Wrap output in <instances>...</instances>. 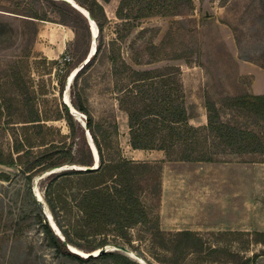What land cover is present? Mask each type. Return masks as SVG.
I'll return each mask as SVG.
<instances>
[{
  "label": "rangeland",
  "instance_id": "obj_1",
  "mask_svg": "<svg viewBox=\"0 0 264 264\" xmlns=\"http://www.w3.org/2000/svg\"><path fill=\"white\" fill-rule=\"evenodd\" d=\"M118 2L119 0H109L103 3L109 19L105 28L104 47L92 65L78 77L77 87L73 80L67 87L69 73L83 63L92 44L89 24L88 32L84 28L75 30L74 26L63 25L71 34L63 54L69 55L70 61L60 64L58 59L49 60L43 56L41 47L47 37L38 35L40 24L52 29L60 24L54 22L58 16L52 4L48 0H0V103L13 93L10 91L16 86L12 84V73L18 74L16 77L22 90V109H17L13 104L10 108L12 118L4 112L0 115V150L10 152L15 137L23 142L25 149H30L24 159L34 161L46 149L53 152V145H61L66 141V144L72 146V157L66 163L37 175L29 174L19 163L10 167L0 165V173L7 175L0 179V264H77L57 257L53 248L46 245L41 225L36 221V213L40 210L48 221V212L54 221L45 196L52 174L50 172L81 169L82 165L71 161L84 158L87 153L85 145L93 142L92 138H87L82 122L75 118L76 125L73 129L64 118L46 121L42 124L43 127L29 126L23 129L21 125L24 123L18 122L24 117L20 110L26 114L29 112L28 106L35 100L39 111H50L52 115L56 104L63 103L66 92L72 106L75 93L81 94L98 123L97 135L104 149L105 143L107 144L105 150L115 156L113 158L122 155L136 162H144L145 173L151 174L148 189L143 196L150 211L151 222L131 230L133 243L139 245L143 254L140 255L138 249L134 250L123 244L138 254L143 259V264H170L161 262L148 250L149 227L154 223L165 233L183 229L197 231L207 244L217 249L225 248L240 259L256 252L260 255L254 264H264V246L255 242L252 235L255 231L264 232V164L251 161V158L260 159V156L248 153L249 141L241 139V142L236 140L230 144L221 143L218 131L214 129L216 124L224 123L235 127L237 131L256 133L260 130V121L254 114L231 106L230 101L232 97L242 94L264 95V0H192V5L181 9L178 14L151 16L140 20L120 43L118 50L121 56L135 68L161 67L159 73L174 77L172 99L185 109L187 124L203 126L208 124L209 115H215L209 128L198 130V138L201 137L202 140L200 148L204 147L206 150L208 147V154L223 160L215 163L227 164L230 168L226 172L220 169L216 175L218 180L214 184L218 190H211L204 185L199 194L189 189H183L180 193L178 188L166 192L167 201L173 204L172 213H168L167 206H163V174L166 161L183 160H177L175 155L169 156L159 149L144 152L145 154L132 150L127 114L119 106V93L109 73L108 42L115 36L116 30L121 34L127 33L115 16ZM16 8L22 12L30 8L40 15L44 13L46 20L30 19L28 16L6 11ZM97 42L98 37L96 45ZM157 87H165L166 92L169 91L165 84ZM151 90L155 92V88ZM163 95L165 101H168L164 93ZM78 113L85 121L86 115L80 111ZM112 121L116 122L118 128V146L117 143L112 144L114 139L109 133V122ZM224 131L225 129L221 133ZM41 143L47 144L40 145ZM28 144L35 145L27 147ZM57 156L55 151L51 159ZM225 178L227 181L222 183ZM205 179L208 178L204 177L199 182L204 184ZM155 181L158 185L152 187ZM75 191H69V196ZM36 195L41 197L46 213L41 209ZM196 202L207 206L209 210L197 212ZM59 216H63L61 220L67 228L70 224L74 225L71 212L60 211ZM229 231L235 234L223 235ZM141 233L146 240H139ZM95 243L99 241L96 240ZM113 243L109 240L107 245ZM114 252L140 264L133 256L118 250ZM208 256L214 259L221 257L215 253ZM230 263L219 260L212 262L190 255L181 264ZM84 264L124 262L121 259H106Z\"/></svg>",
  "mask_w": 264,
  "mask_h": 264
},
{
  "label": "trees",
  "instance_id": "obj_2",
  "mask_svg": "<svg viewBox=\"0 0 264 264\" xmlns=\"http://www.w3.org/2000/svg\"><path fill=\"white\" fill-rule=\"evenodd\" d=\"M80 6L85 8L93 18L98 27V42L95 54L83 64L77 71L73 84L77 87L78 77L92 65V62L99 55L105 44V28L109 24V19L105 13L103 3L109 0H75ZM57 13V21L62 25L74 26V29L84 28L88 32L87 19L71 5L59 1L48 0ZM19 5V4H17ZM192 5V0H119L115 16L120 20L125 31L121 34L115 31V36L108 42L107 60L110 65V76L114 81V86L118 90V103L122 110L127 114V124L129 130V144L134 149L144 150H163L169 156L175 155L177 160L183 161H205L220 162L223 161L214 155L208 154L206 150L200 148L202 140L198 138L199 129H207L212 124V118L215 115L208 116V124L203 126H193L186 123L185 109L174 102L172 99V85L175 82L172 75L162 74L160 68L138 69L126 61L120 54V43L126 38L132 30L138 25L140 20L151 16H171L178 14L181 9ZM12 13L22 14L30 19L46 20V15H40L26 8L25 13L19 9L6 10ZM27 19V20H30ZM72 24H71V23ZM119 25V23H116ZM85 59V58H84ZM83 59V60H84ZM56 62V61H55ZM153 62V61H150ZM139 65L140 62H135ZM163 68V67H162ZM18 74L12 73V84L16 86L3 102L0 103V115L4 112L12 118L11 106L16 105L17 109H22V90L18 82ZM165 76V77H164ZM157 78L158 81H157ZM166 85V88L157 87ZM155 88V92L151 89ZM151 91V92H148ZM169 99L165 101L164 95ZM41 95L45 93H40ZM73 106L77 111L86 115V123L91 134L92 141L97 149L99 156V166L97 169H65L50 175V182L46 186L45 196L51 209L54 222L59 229L65 241L80 249L92 251L111 240L118 244H127L132 249L137 250L140 255L142 251L139 245H134L133 234L131 232L137 226L148 225L151 222L150 211L143 200L147 191L148 182L151 174L145 173L146 163L136 162L123 157L108 153L107 144L105 149L97 135L98 123L94 120L89 109L84 103L79 92L75 93ZM35 98V96H34ZM230 105L245 110L247 113L254 114L260 121V130L256 133L249 131H237L233 126L218 123L214 127L218 131L219 142L230 144L233 141H249L248 153L258 155L260 159L251 158V161H259L264 164V95L261 94H242L231 98ZM211 110V107H208ZM36 100L30 103L28 111L24 114L21 111V121L23 128L43 127L46 121H55L64 118L73 129L76 125L75 119L62 103L56 104L53 114L50 111L38 110ZM3 113V114H4ZM17 123V122H16ZM49 127V126H46ZM109 131L112 136V144L117 143L118 128L115 121L109 122ZM225 129L223 133L222 130ZM259 133V134H257ZM226 137V138H225ZM206 138V137H205ZM27 140V138H26ZM43 142V141H41ZM86 143V142H85ZM104 143V141H103ZM47 143H41L44 145ZM35 145V144H33ZM33 145L28 144L27 147ZM89 145V144H88ZM86 146L84 158L72 160L71 163L82 166H90L93 163V154L91 148ZM10 152L0 150V165L10 167L15 163L22 164L23 168L29 174L37 175L56 166H60L72 157L71 144L64 141L61 145H53L54 151L45 150V152L34 161L25 160L24 157L30 149H25L22 141L14 137V142ZM67 147L64 150L61 148ZM178 147V149H176ZM57 157L51 159L54 152ZM112 157V159H109ZM174 158V157H173ZM172 158V159H173ZM1 177L6 178L5 173H0ZM158 185L155 181L151 186ZM264 188V173H263ZM75 189L70 194L68 192ZM62 192H59L61 191ZM60 211L71 212L74 216V225L70 224L67 228L62 223L59 214ZM36 221L40 223L46 245L53 248L57 257L77 264L96 262L97 260H122L124 264H138L131 261L124 255L108 251L98 256L83 257L72 252L66 244L54 233L45 216L40 210L36 213ZM72 230H71V229ZM150 232L147 237L148 250L161 262L170 264H181L188 256L194 255L198 259L213 261H222L230 264H254L260 254L253 253L252 256L237 258L235 253H231L225 248L212 247L206 240L194 230L183 229L172 233L163 232L157 223L149 227ZM148 229V230H149ZM223 233V232H222ZM220 234V233H219ZM234 235L229 231L223 233ZM238 234V233H237ZM255 242L264 246V232H253ZM98 240L99 243L94 242ZM139 240L144 239V235H139ZM264 252V248H263ZM211 253L219 254V258H210Z\"/></svg>",
  "mask_w": 264,
  "mask_h": 264
},
{
  "label": "crops",
  "instance_id": "obj_3",
  "mask_svg": "<svg viewBox=\"0 0 264 264\" xmlns=\"http://www.w3.org/2000/svg\"><path fill=\"white\" fill-rule=\"evenodd\" d=\"M56 26V24L54 25ZM52 30V32H50ZM38 35H45L46 40H44V45H42L41 50L43 56H45L49 60H56L63 56L66 50V43L71 38L69 29H65L63 25L57 24V27L52 29V27L48 25H39ZM51 35V37H50ZM204 124V123H203ZM133 151L141 152V154H145L144 152H155L156 150H144V149H134ZM151 155H153L151 153ZM167 165L163 174V197H164V205L167 206L168 213H172L173 204L170 201H167L166 192H170L171 189L176 190L177 188L183 192V189H189L195 194H199L201 188H204V185L211 190H215L216 180H218L217 176L220 169L228 171L230 168L227 164H220L215 162H205V161H166ZM205 179L204 184H201L199 180L203 178ZM213 181V184H212ZM227 180L222 181L225 183ZM225 186V185H224ZM218 194V192H215ZM198 204L196 211L197 212H205L207 206H201L200 202H196ZM212 203V202H211ZM207 204V203H206ZM210 204V203H208ZM213 204V203H212ZM200 206V207H199ZM211 206V205H210ZM204 210V211H203ZM212 210V209H211ZM210 210V211H211Z\"/></svg>",
  "mask_w": 264,
  "mask_h": 264
},
{
  "label": "water",
  "instance_id": "obj_4",
  "mask_svg": "<svg viewBox=\"0 0 264 264\" xmlns=\"http://www.w3.org/2000/svg\"><path fill=\"white\" fill-rule=\"evenodd\" d=\"M62 1H64V2H66V3H68V4H70L73 8H75L78 12H80L86 19H87V21H88V24H89V28H90V33H91V38L94 36L93 34H92V28H91V22H93L94 24H95V22H94V20H93V18L90 16V14H89V12L85 9V8H83L82 6H80L75 0H62ZM85 12H84V11ZM96 25V24H95ZM96 38H97V35H95V37L94 38H92V42L93 43H95V47H96ZM91 47H92V44L90 45V47H89V50H88V53H87V56L85 57V61L83 60V63L78 67V68H80L83 64H85L90 58H91V55H92V52H91ZM66 83H67V86L69 87L70 86V84H71V82L70 83H68V79H67V81H66ZM63 103H64V105H65V107H66V109L71 113V115H72V105H70V103H68V102H66L64 99H63ZM76 110V109H75ZM77 111V110H76ZM78 112V111H77ZM83 126H84V129H85V133H86V136H87V138L88 139H91V134H90V132H89V129H88V126H87V123H86V120L85 121H83ZM89 143V146H90V148H91V150H92V146H91V143L90 142H88ZM94 144V143H93ZM92 153H93V150H92ZM93 163H92V165H90V166H83L81 169H89V170H94V169H97V167L99 166V162H97V164L95 165L94 163V161H95V157H94V153H93ZM56 167H59V166H56ZM55 168V167H54ZM54 168H51V169H54ZM53 172H55V171H51L50 173H53ZM47 174H49V173H47ZM37 196V200H38V203L41 205V209L42 210H44L45 211V213L47 212L46 210H45V208L43 207V205H42V199H41V197H39L38 195H36ZM51 218V220L52 221H50V218ZM47 218H48V222H49V225L51 226V228H52V230L54 231V233L66 244V246L72 251V252H74V253H77V254H79V255H81V256H83V257H90V256H98V255H100V254H102V253H106V252H108V251H114V250H118V251H122L123 253H126V254H128V255H130V256H133V257H135L138 261H139V263L140 264H143V259L142 258H140V256L138 255V254H136L134 251H132L130 248H128L127 246H125V245H123V244H111V245H103V246H101L100 248H97L96 250H93V251H88V252H85V254L84 253H82V252H80V251H77V250H74L73 248H72V246L70 245V244H68L66 241H65V239H64V237L61 235V233H60V231H59V229L57 228V229H55L54 228V226H53V223H54V221H53V219H52V217H51V215L49 214L48 215V213H47ZM55 224V223H54ZM56 225V224H55ZM84 252V251H83Z\"/></svg>",
  "mask_w": 264,
  "mask_h": 264
},
{
  "label": "bare ground",
  "instance_id": "obj_5",
  "mask_svg": "<svg viewBox=\"0 0 264 264\" xmlns=\"http://www.w3.org/2000/svg\"><path fill=\"white\" fill-rule=\"evenodd\" d=\"M84 11V10H83ZM85 12V11H84ZM91 28H92V34L94 35L92 38H94L95 37V35H98V27H97V25H95L93 22H91ZM95 51H96V47H95V43H93L92 42V47H91V52H92V55H91V57L95 54ZM85 61V60H84ZM79 67V66H78ZM78 67H76L74 70H72L70 73H69V75H68V77H67V79H68V83H70V82H72V80L74 79V77H75V75H76V73H77V71L79 70V68ZM66 86V85H65ZM68 87V86H67ZM70 96V95H69ZM64 100L66 101V102H68V103H70L69 102V97H68V94H67V92L64 94ZM71 105V104H70ZM73 107V106H72ZM72 116H73V118H75L76 120H78V121H81L82 123H83V120H82V118H80V115H79V113L75 110V108L73 107L72 108ZM90 140V139H89ZM90 143H91V146H92V150H93V153H94V157H95V165L97 164V162H100L99 161V156H98V152H97V149H96V147H95V145L93 144V142H91L90 141ZM92 153V154H93ZM81 167V166H80ZM48 213V212H47ZM48 215H49V213H48ZM50 218V217H49ZM50 221H52L51 220V218H50ZM53 226H54V228L55 229H57V226L53 223ZM72 246V245H71ZM72 248L74 249V250H77V251H80V252H82V253H84L85 254V252H83L82 250H80V249H78V248H76V247H74V246H72Z\"/></svg>",
  "mask_w": 264,
  "mask_h": 264
},
{
  "label": "built area",
  "instance_id": "obj_6",
  "mask_svg": "<svg viewBox=\"0 0 264 264\" xmlns=\"http://www.w3.org/2000/svg\"><path fill=\"white\" fill-rule=\"evenodd\" d=\"M70 61V56L69 55H63V57L61 59H58V62L60 64H63L64 62Z\"/></svg>",
  "mask_w": 264,
  "mask_h": 264
}]
</instances>
